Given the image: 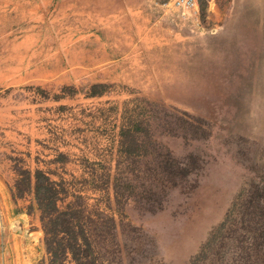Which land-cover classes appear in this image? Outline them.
Returning <instances> with one entry per match:
<instances>
[{"label": "rangeland", "instance_id": "obj_1", "mask_svg": "<svg viewBox=\"0 0 264 264\" xmlns=\"http://www.w3.org/2000/svg\"><path fill=\"white\" fill-rule=\"evenodd\" d=\"M94 1L67 9L58 33H48L47 53L60 58L50 59L48 68L65 74H50L34 88L60 102L43 104L49 134L42 141L2 143L0 182L16 201L27 198L31 211L34 173L42 170L60 190V209L80 202L82 223L86 215L111 216L114 223L106 222V234L91 246L92 264H234V233L221 222L235 198L264 183V0H192L189 7L169 0ZM49 2L38 3L59 10ZM112 22L124 26V34L102 41L119 59H100L98 74L88 75L79 55H97L90 32L102 35ZM17 26L6 30L12 36L0 35V55H9L13 36L24 38L25 27ZM79 28L86 30L82 40ZM58 40H66L63 49L55 47ZM17 43L30 48L19 46L7 69L30 62L20 53L45 55L36 39ZM14 78L0 77V83ZM184 163L193 166L178 180L171 174ZM120 171L128 172V185L116 196ZM150 171L186 188L158 192L146 180ZM9 219L0 207V264H7L1 256L8 243L28 240L34 255L25 264H45L44 231L38 247L30 235H7L5 224L15 228ZM66 263L76 264L69 257Z\"/></svg>", "mask_w": 264, "mask_h": 264}, {"label": "crops", "instance_id": "obj_2", "mask_svg": "<svg viewBox=\"0 0 264 264\" xmlns=\"http://www.w3.org/2000/svg\"><path fill=\"white\" fill-rule=\"evenodd\" d=\"M39 1L44 3L46 0H0V35L5 36L7 29H15L19 27L17 25L25 27V34L22 40H19V36L17 35L13 36L11 39L14 42L11 43L9 55H0V77H15L14 80L9 83H0V149L4 147L2 145L3 142L4 145H6V142L10 140L30 141L32 146H34L36 141H42L49 134L46 130L44 120L45 107H43V104H58L60 102L58 100L50 101L47 98H43L36 92L34 87L35 84L43 82L42 78H48L50 74L53 75L54 73H63L65 71L62 67L55 72L48 68L50 59H60L58 55H48L47 53L48 48H50L48 33L50 31L58 33L60 27L63 26V20L67 18V9L75 8L80 0H59L54 4L51 0L49 4H53L54 7L57 6L59 9L55 13L50 11L47 6L43 9L38 3ZM81 23L86 29L90 28L89 22L83 21ZM104 29L112 30H104L102 35L94 31L90 32L91 39L89 46L97 55H93L89 50L88 54L79 55L78 60L80 61V66H82L81 68H87L86 72L88 75L98 74V64L96 65V63H98L100 59H109L112 61L119 59L114 57L116 55H113V53L116 52V48L112 49L111 53L108 52L106 50V45L109 43L107 41H102V38L104 40L120 39L126 28L120 23L112 22L110 28ZM101 30H103V28H101ZM74 33H76V30H74ZM77 33V39L82 40L85 36L86 30H80L79 28ZM13 34L14 31H10L8 35L2 38L12 36ZM2 38L0 40H2ZM32 39H36L37 42L40 41V50L45 49V55L42 54V51H40V55H21L20 53V56H22L21 60H24V57L27 56L28 60L25 61L30 60V62L24 63L23 65L17 64V66H15L16 68H11V70L7 69V66L11 64L12 61H17V49L19 46L30 48V45L29 47L24 46L18 44L17 41L20 43L28 42L29 44V41ZM65 42L66 40H58L55 47L58 48V50L59 48L63 49ZM70 42L73 43L74 41L69 40V43ZM99 52L100 55L97 57ZM71 53L74 55L75 49L71 50ZM124 55H127V51L124 52ZM71 60L74 61L73 58ZM85 60L88 62H85ZM85 63H88V67L85 66ZM117 66L118 65H116V67ZM116 67H112V70L116 69V74H120ZM100 68L102 70V67ZM104 71H106L107 75L111 74L110 69H105ZM64 74L65 73L61 75ZM112 74L115 73L112 72ZM22 81H27L30 83V86L28 84V87H21L19 84ZM3 163H6V160H4ZM47 171L49 172V169H47ZM5 188V185L0 182V207H2L5 213H9V216L11 217V219H9L10 223L12 222L15 224V228H11L8 224H5L4 230L6 231V234L11 235V237L17 234L28 237L30 235L29 238H31L33 240L32 242L34 244L36 243L39 247V243L41 244L43 240V230L37 217V213H35L36 209L32 208L31 211L27 210L26 205L28 199L26 198L23 200L22 198L16 201L17 198H12ZM18 222H22L21 229L20 225L16 224ZM17 230L20 232L18 233ZM28 241L30 242V240ZM29 242H20L16 245L13 242L8 243L5 250L2 252L1 258L3 259L6 257L7 264H25V261L30 257V254L34 255V250L30 248L33 245ZM37 252H39V249H37Z\"/></svg>", "mask_w": 264, "mask_h": 264}, {"label": "trees", "instance_id": "obj_3", "mask_svg": "<svg viewBox=\"0 0 264 264\" xmlns=\"http://www.w3.org/2000/svg\"><path fill=\"white\" fill-rule=\"evenodd\" d=\"M192 166L193 163L192 165L184 163L176 175H171L178 176L176 178L180 180ZM34 175L30 207L39 211L44 243L49 253L45 264H67L68 257L76 264H92L91 246L100 242L99 237L106 234L102 232L103 228L107 227L106 222L114 223V219L102 213L98 214L97 219L86 215L87 219L84 220L87 223H82L83 208L80 207V202L71 201L65 208L60 209L57 202L62 200V197L59 194L60 190L54 185L55 182L42 170H35ZM126 175L128 172L115 173L113 186L116 196L123 194L124 188L128 185L125 184ZM134 176L136 177V174ZM145 177L148 182L159 186L158 192L175 186L186 188V185L178 182L175 177L164 178L163 173L150 171ZM240 196L232 201L221 222V225L227 223L228 232L234 233L237 255L234 264H264V183L251 186ZM78 198L80 196L76 197ZM98 226L100 227L97 228ZM95 228L100 235L94 232Z\"/></svg>", "mask_w": 264, "mask_h": 264}, {"label": "built area", "instance_id": "obj_4", "mask_svg": "<svg viewBox=\"0 0 264 264\" xmlns=\"http://www.w3.org/2000/svg\"><path fill=\"white\" fill-rule=\"evenodd\" d=\"M168 3L181 7H189L193 2L192 0H169Z\"/></svg>", "mask_w": 264, "mask_h": 264}]
</instances>
